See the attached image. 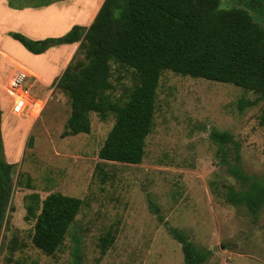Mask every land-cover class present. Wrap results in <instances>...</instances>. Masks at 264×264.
<instances>
[{
  "label": "rangeland",
  "instance_id": "374dc122",
  "mask_svg": "<svg viewBox=\"0 0 264 264\" xmlns=\"http://www.w3.org/2000/svg\"><path fill=\"white\" fill-rule=\"evenodd\" d=\"M221 2L223 9L244 7L239 0ZM251 15L264 27V16ZM28 61L43 67L39 60ZM33 81L29 78L24 85L31 106L25 115L13 112L15 98L6 90L7 101H2L14 124L4 157L16 170L0 264H72L77 240L84 264H185L182 246L170 229L210 250L205 264H264V208L256 217L246 207L227 202L230 188L247 187L220 164L221 144L211 137L212 131L231 134L234 143L226 148L230 153L238 150L245 174L264 186V99L258 92L165 71L144 161L128 165L99 158L114 115L92 114L90 134L64 137L72 114L69 97L55 82L43 88ZM111 81L110 94L120 104L138 84L134 70L118 64L111 65ZM242 100L257 104L240 110ZM35 104L37 119L32 115ZM51 194L83 201L54 256L43 253L33 240ZM108 236L113 243L103 254Z\"/></svg>",
  "mask_w": 264,
  "mask_h": 264
},
{
  "label": "trees",
  "instance_id": "16d2710c",
  "mask_svg": "<svg viewBox=\"0 0 264 264\" xmlns=\"http://www.w3.org/2000/svg\"><path fill=\"white\" fill-rule=\"evenodd\" d=\"M12 1V0H10ZM244 7L223 9L221 0H105L89 27L74 26L66 35L34 41L19 33H9L28 52L42 55L49 49L80 44L63 75L53 84L70 99L72 114L64 137L90 134L91 115L116 122L99 158L105 162L141 165L146 140L154 126L159 83L165 71L205 79L259 93L264 99V27L251 12L264 16V0H239ZM134 70L138 84L124 104L113 100L111 65ZM241 101L240 110L256 105ZM0 107V252L4 232L13 211L16 165L4 157ZM260 123L264 126V112ZM221 144L220 164L242 186L230 188L226 200L235 207H246L258 216L264 208V186L243 171L240 154L226 148L234 143L229 133L212 131ZM32 141V140H31ZM233 156V157H231ZM83 201L76 197L51 194L34 233V243L48 256L63 245ZM184 254L185 264H205L212 252L195 246L179 229H170ZM113 243L103 239V254ZM15 249L12 241L10 250ZM72 264H84L81 241H76Z\"/></svg>",
  "mask_w": 264,
  "mask_h": 264
},
{
  "label": "crops",
  "instance_id": "0c3cea01",
  "mask_svg": "<svg viewBox=\"0 0 264 264\" xmlns=\"http://www.w3.org/2000/svg\"><path fill=\"white\" fill-rule=\"evenodd\" d=\"M104 2L105 0H0V107L3 112L1 131L6 154L10 148V130L14 124L2 105L7 101L5 90L20 72L28 74L37 86H51L63 75L79 48L78 44L62 45L51 48L42 55H34L9 33H19L34 41L59 38L76 25L89 28ZM28 60H39L43 67L33 65ZM16 159L19 157H14L15 163Z\"/></svg>",
  "mask_w": 264,
  "mask_h": 264
},
{
  "label": "built area",
  "instance_id": "2783aa9c",
  "mask_svg": "<svg viewBox=\"0 0 264 264\" xmlns=\"http://www.w3.org/2000/svg\"><path fill=\"white\" fill-rule=\"evenodd\" d=\"M27 79H29L28 74H26L25 72H20L15 76L11 85L7 89V93L9 94V96L15 98L13 112L21 116L25 115V113L28 111V107H31L27 104V102L29 101V97H25L29 93V91H26L24 87ZM33 106L34 112L32 115L35 119H37L39 115H35V110L37 109L38 104H35Z\"/></svg>",
  "mask_w": 264,
  "mask_h": 264
},
{
  "label": "bare ground",
  "instance_id": "6f19581e",
  "mask_svg": "<svg viewBox=\"0 0 264 264\" xmlns=\"http://www.w3.org/2000/svg\"><path fill=\"white\" fill-rule=\"evenodd\" d=\"M39 105V104H38ZM42 109H43V107H42ZM42 111V110H41ZM35 113H36V110H35ZM41 113V112H40Z\"/></svg>",
  "mask_w": 264,
  "mask_h": 264
}]
</instances>
